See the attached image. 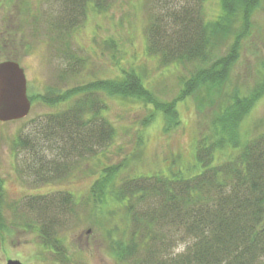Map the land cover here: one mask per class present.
Masks as SVG:
<instances>
[{
	"label": "rangeland",
	"instance_id": "obj_1",
	"mask_svg": "<svg viewBox=\"0 0 264 264\" xmlns=\"http://www.w3.org/2000/svg\"><path fill=\"white\" fill-rule=\"evenodd\" d=\"M90 2L81 0L85 14L71 17L66 0H0V55L10 53L20 64L27 92L32 94L48 85L65 89L97 78L121 77L123 70L133 69L155 104L175 99L176 121L165 130V117L153 102L99 93L101 113L113 130L102 143L94 142L93 153L63 148L58 135L46 136L42 131L52 119L51 113L70 105L75 97L56 105L30 100L27 116L0 122L4 193L0 264L9 258L23 264H133L129 256L118 255L112 240L128 239L133 229L127 205L117 201L111 189L101 204L91 200V186L102 176L103 168L124 166L113 182L114 190L130 176H170L179 167L181 174L188 176L186 167H195V142L209 132L219 105L232 90L248 92L264 77V0L221 89L213 94L202 88L183 99L177 95L187 68L165 65L146 48L148 15L154 11L162 14L165 8L160 9L161 3L100 0L96 2L100 6L94 8ZM219 12V0H205L206 20L215 19ZM261 133L264 93L239 124V145ZM16 137L26 145L16 146ZM233 146L218 148L216 160L224 161L236 153ZM178 243L183 244L182 249ZM184 248V242H177L172 250ZM259 261L256 264L264 257Z\"/></svg>",
	"mask_w": 264,
	"mask_h": 264
},
{
	"label": "trees",
	"instance_id": "obj_2",
	"mask_svg": "<svg viewBox=\"0 0 264 264\" xmlns=\"http://www.w3.org/2000/svg\"><path fill=\"white\" fill-rule=\"evenodd\" d=\"M90 1L94 8L100 6L96 3L100 0ZM155 1L165 11L148 15L146 48L165 65L187 68L188 75L181 77L177 96L183 99L202 88L208 93L218 92L239 58L242 42L250 33L253 16L262 0H219L220 12L210 21L203 16L205 0ZM25 4L29 7L27 1ZM66 4L71 17L85 14L81 0H66ZM222 50V55L215 54ZM8 59L15 60L10 53L0 55V61ZM261 63L264 67V61ZM99 93L122 100L153 102L165 117V130L176 121L175 99L155 104L151 92L133 69L123 70L121 77L97 78L65 89L48 85L42 92H27L31 102L50 105L75 97L70 105L52 112V119L40 130L46 136L58 135L63 148L84 149L89 153L94 152L96 140L102 143L113 130L101 113ZM263 93L264 77L256 80L248 92L232 90L212 115L209 132L195 142V167H186L188 176L181 174V167L170 176H130L114 190L113 182L124 166L103 168L102 176L91 186V200L101 204L111 189L116 200L127 205L125 209L133 226L128 239L113 237L118 255L129 256L133 264L260 262L264 257V133L240 146L238 127ZM145 124L144 121L142 125ZM14 143L26 145L20 137ZM227 145L237 148V152L217 161L215 151ZM3 194L0 180L2 221ZM3 227L0 223V228ZM177 242H184L185 248L174 252L172 247Z\"/></svg>",
	"mask_w": 264,
	"mask_h": 264
},
{
	"label": "water",
	"instance_id": "obj_3",
	"mask_svg": "<svg viewBox=\"0 0 264 264\" xmlns=\"http://www.w3.org/2000/svg\"><path fill=\"white\" fill-rule=\"evenodd\" d=\"M26 77L23 68L15 60L0 61V121L22 119L31 107L27 95ZM5 264H23L9 258Z\"/></svg>",
	"mask_w": 264,
	"mask_h": 264
},
{
	"label": "clouds",
	"instance_id": "obj_4",
	"mask_svg": "<svg viewBox=\"0 0 264 264\" xmlns=\"http://www.w3.org/2000/svg\"><path fill=\"white\" fill-rule=\"evenodd\" d=\"M177 247H178L179 249H182V248H183V244H182V243H178Z\"/></svg>",
	"mask_w": 264,
	"mask_h": 264
}]
</instances>
